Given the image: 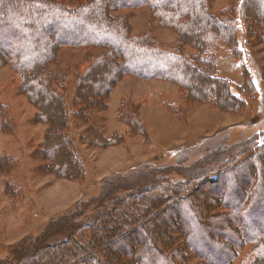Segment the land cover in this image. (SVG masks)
Segmentation results:
<instances>
[{
	"label": "trees",
	"instance_id": "1",
	"mask_svg": "<svg viewBox=\"0 0 264 264\" xmlns=\"http://www.w3.org/2000/svg\"><path fill=\"white\" fill-rule=\"evenodd\" d=\"M213 1L0 0V68L12 69L15 93L36 109L32 121L49 125L44 142L33 152L48 161L41 168L62 179L85 178L84 154L71 136V120L106 108L105 100L125 76L174 83L188 104L245 111L248 100L256 98L249 71L243 64V82L234 86L217 72L216 50L225 47L240 61L237 21L244 19L248 37H257L258 29L264 30V0H238L237 13L229 8L216 13ZM140 8L151 11L157 26L174 30L170 46L151 31L135 34L129 16L115 15ZM187 45L195 53H187ZM63 49L87 54L74 80L48 67ZM124 101L129 107L122 114L126 125L150 145V134L132 107L137 103ZM4 106L0 102V111ZM168 108L184 119L180 105ZM7 126L1 122L0 130L10 131ZM81 139L104 149L122 138L91 128ZM206 150L187 168L189 187L162 184L154 176L157 169L144 176H137L142 168L124 171L113 181L105 180L99 196L81 200L70 214L50 220L27 245L19 239L0 264H233L247 246L242 264H264V133L235 147ZM238 151L242 154L230 158ZM15 162L3 156L0 170L10 171ZM10 189L8 194L15 196ZM109 200L110 208L105 205ZM92 205L101 208L98 220L83 221ZM215 207L226 211L213 213ZM194 257L199 262L191 263Z\"/></svg>",
	"mask_w": 264,
	"mask_h": 264
},
{
	"label": "rangeland",
	"instance_id": "2",
	"mask_svg": "<svg viewBox=\"0 0 264 264\" xmlns=\"http://www.w3.org/2000/svg\"><path fill=\"white\" fill-rule=\"evenodd\" d=\"M212 7L216 13H222L224 8H229V13L239 11L238 0H214ZM115 15L129 16L135 34L151 31L156 39L168 46L175 41L174 30L157 26V20L147 8L126 9ZM237 22L238 47L242 58L239 61L225 47H219L215 60L217 72L234 86L242 84V65L247 67L256 88V98L248 100L246 110L242 113L222 112L209 104H188L184 101V92L174 83L125 76L105 100L106 108L84 111L86 114L83 118L71 120V136L84 154L86 175L82 181L58 178L44 171L43 165L48 161L35 156L33 152L44 142L49 125L32 121L36 109L26 98L15 93L12 69L9 66L0 68V102L5 105L0 111V123H6L10 128V131L0 130V158L9 155L16 161L10 171L0 170V258L6 256L19 239L25 240L27 245L31 241L29 237L40 234L55 217L70 214L81 200L99 196L108 178V181H113L124 171L132 172L139 168L142 169L137 176H144L146 172L157 169L159 173L154 172V176L160 178L162 184L167 182L166 185L189 187V178L192 177L187 168L195 166L200 157L206 154L207 148L235 147L264 133V30L258 29L257 37H248L244 19ZM185 50L189 54L195 53L188 45ZM58 54V61L48 67L74 80V76L83 68L81 64L87 54L81 49H63ZM124 100L137 103H133L132 107L150 134V145L142 136L133 135L126 125L122 114L129 107L123 105ZM174 104L184 108L183 120L168 108ZM91 128L106 136L116 134L122 138L121 142L104 149L91 146L81 139ZM235 154L241 155L242 151L233 152L230 158H235ZM227 163L235 168L231 162ZM252 163L255 164L254 160ZM216 175L219 173L216 172ZM230 180L233 179H227ZM226 185L231 186L228 182ZM8 186L15 191V196L8 194ZM105 205L112 207L113 200ZM99 209L101 211L100 207L92 205L83 214V221L97 219ZM224 211L222 207H215L213 213ZM182 215L188 220L184 213ZM197 240L194 237V243H199ZM51 241L55 242V238ZM248 249L250 246L239 250V258L233 264H242ZM197 262V257L191 260V263Z\"/></svg>",
	"mask_w": 264,
	"mask_h": 264
}]
</instances>
